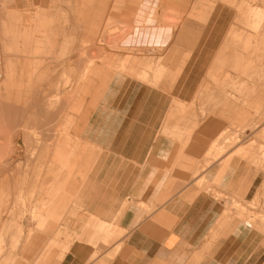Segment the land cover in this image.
Here are the masks:
<instances>
[{
  "label": "rangeland",
  "instance_id": "rangeland-1",
  "mask_svg": "<svg viewBox=\"0 0 264 264\" xmlns=\"http://www.w3.org/2000/svg\"><path fill=\"white\" fill-rule=\"evenodd\" d=\"M0 63V223L46 224L54 258L91 241V112L169 94L187 125L217 122L208 158L236 145L223 167L239 161L234 205L263 262L264 0H0Z\"/></svg>",
  "mask_w": 264,
  "mask_h": 264
},
{
  "label": "crops",
  "instance_id": "crops-1",
  "mask_svg": "<svg viewBox=\"0 0 264 264\" xmlns=\"http://www.w3.org/2000/svg\"><path fill=\"white\" fill-rule=\"evenodd\" d=\"M175 98L121 97L108 117L112 96H104L105 105L91 112V143L102 152L85 191L95 218L91 241L74 240L54 258L46 224L0 223V264H256V220L242 221L234 205L241 200L239 161L223 167L236 145L208 158L217 122L187 125L172 109ZM261 121L251 130L262 131ZM254 176L247 173L244 183Z\"/></svg>",
  "mask_w": 264,
  "mask_h": 264
},
{
  "label": "bare ground",
  "instance_id": "bare-ground-1",
  "mask_svg": "<svg viewBox=\"0 0 264 264\" xmlns=\"http://www.w3.org/2000/svg\"><path fill=\"white\" fill-rule=\"evenodd\" d=\"M255 14V13H254ZM167 17V16H166ZM133 23V22H132ZM130 29V28H129ZM135 29V28H134ZM141 29H143V28H141ZM123 30H124V28H123ZM141 31V30H140ZM162 34H163V32H162ZM172 34V33H171ZM162 36V35H161ZM169 37V36H168ZM99 39V38H98ZM155 39V38H154ZM166 40V39H165ZM171 41V40H170ZM138 44V43H137ZM161 45V44H160ZM159 45V46H160ZM103 46V45H102ZM165 46V45H164ZM105 47V46H104ZM106 48V47H105ZM74 62V61H73ZM1 64V63H0ZM84 71V70H83ZM1 83V82H0ZM80 83V82H79ZM11 92V91H10ZM12 94V93H11ZM10 96V95H9ZM8 96V97H9ZM15 98V97H14ZM8 100V99H7ZM13 100V99H12ZM9 101V100H8ZM61 113V112H60ZM47 117H48V115H47ZM19 134V133H18Z\"/></svg>",
  "mask_w": 264,
  "mask_h": 264
}]
</instances>
